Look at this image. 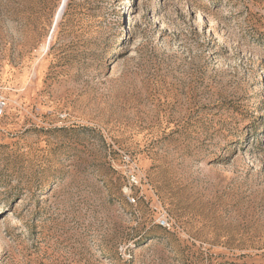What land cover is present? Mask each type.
Segmentation results:
<instances>
[{
    "label": "rangeland",
    "instance_id": "rangeland-1",
    "mask_svg": "<svg viewBox=\"0 0 264 264\" xmlns=\"http://www.w3.org/2000/svg\"><path fill=\"white\" fill-rule=\"evenodd\" d=\"M0 94V264H264V0H0Z\"/></svg>",
    "mask_w": 264,
    "mask_h": 264
},
{
    "label": "built area",
    "instance_id": "built-area-1",
    "mask_svg": "<svg viewBox=\"0 0 264 264\" xmlns=\"http://www.w3.org/2000/svg\"><path fill=\"white\" fill-rule=\"evenodd\" d=\"M5 108H6V99L4 96L0 94V119L5 112ZM124 159L126 160V163H127L126 169H127V176H128V183L126 187L124 188V193L127 199L131 203H133L136 200H135V197L132 195V188L141 182L142 177L138 175L139 171L137 169V166H134L133 164H131V162L133 161L131 156L127 154L124 156ZM159 223L163 226L170 225L169 216L167 213H164L163 216H161Z\"/></svg>",
    "mask_w": 264,
    "mask_h": 264
}]
</instances>
